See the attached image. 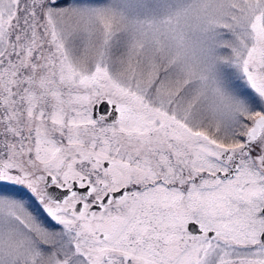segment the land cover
Masks as SVG:
<instances>
[{
	"label": "snow or ice",
	"instance_id": "1",
	"mask_svg": "<svg viewBox=\"0 0 264 264\" xmlns=\"http://www.w3.org/2000/svg\"><path fill=\"white\" fill-rule=\"evenodd\" d=\"M0 264H264V0H0Z\"/></svg>",
	"mask_w": 264,
	"mask_h": 264
},
{
	"label": "rangeland",
	"instance_id": "2",
	"mask_svg": "<svg viewBox=\"0 0 264 264\" xmlns=\"http://www.w3.org/2000/svg\"><path fill=\"white\" fill-rule=\"evenodd\" d=\"M133 2H134V0H133ZM17 194L19 195H21V196H26V193L25 192H23V191H17Z\"/></svg>",
	"mask_w": 264,
	"mask_h": 264
},
{
	"label": "flooded vegetation",
	"instance_id": "3",
	"mask_svg": "<svg viewBox=\"0 0 264 264\" xmlns=\"http://www.w3.org/2000/svg\"><path fill=\"white\" fill-rule=\"evenodd\" d=\"M20 195V194H19Z\"/></svg>",
	"mask_w": 264,
	"mask_h": 264
}]
</instances>
